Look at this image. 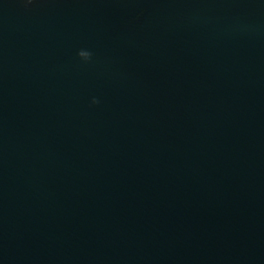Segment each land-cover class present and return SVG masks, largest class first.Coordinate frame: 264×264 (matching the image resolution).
Instances as JSON below:
<instances>
[{
    "label": "water",
    "instance_id": "95a60500",
    "mask_svg": "<svg viewBox=\"0 0 264 264\" xmlns=\"http://www.w3.org/2000/svg\"><path fill=\"white\" fill-rule=\"evenodd\" d=\"M0 264H264V0H0Z\"/></svg>",
    "mask_w": 264,
    "mask_h": 264
},
{
    "label": "clouds",
    "instance_id": "9594fccd",
    "mask_svg": "<svg viewBox=\"0 0 264 264\" xmlns=\"http://www.w3.org/2000/svg\"><path fill=\"white\" fill-rule=\"evenodd\" d=\"M24 2L26 5H30L34 2V0H24ZM77 57L80 61L87 63L91 60L92 53L89 51H86V50H80L77 52ZM90 103H91V105L94 106V105H97L99 103V100L96 98H93Z\"/></svg>",
    "mask_w": 264,
    "mask_h": 264
}]
</instances>
